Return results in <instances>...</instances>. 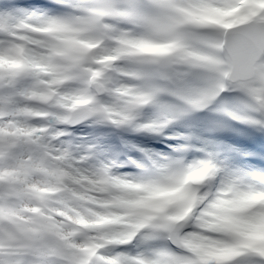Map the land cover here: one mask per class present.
Here are the masks:
<instances>
[{
  "label": "snow or ice",
  "instance_id": "1",
  "mask_svg": "<svg viewBox=\"0 0 264 264\" xmlns=\"http://www.w3.org/2000/svg\"><path fill=\"white\" fill-rule=\"evenodd\" d=\"M231 121L264 130V0H0V264H264Z\"/></svg>",
  "mask_w": 264,
  "mask_h": 264
},
{
  "label": "rangeland",
  "instance_id": "2",
  "mask_svg": "<svg viewBox=\"0 0 264 264\" xmlns=\"http://www.w3.org/2000/svg\"><path fill=\"white\" fill-rule=\"evenodd\" d=\"M222 160H224L226 163H228L230 166L232 167H240V168H245L247 169L248 171L251 172V170L249 168H247V166H245L244 163H241L240 161H237V159H235L234 157H223L221 158Z\"/></svg>",
  "mask_w": 264,
  "mask_h": 264
}]
</instances>
